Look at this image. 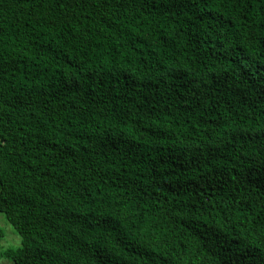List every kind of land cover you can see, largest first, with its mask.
<instances>
[{
	"label": "trees",
	"instance_id": "obj_1",
	"mask_svg": "<svg viewBox=\"0 0 264 264\" xmlns=\"http://www.w3.org/2000/svg\"><path fill=\"white\" fill-rule=\"evenodd\" d=\"M0 215L12 264H264V0H0Z\"/></svg>",
	"mask_w": 264,
	"mask_h": 264
},
{
	"label": "rangeland",
	"instance_id": "obj_2",
	"mask_svg": "<svg viewBox=\"0 0 264 264\" xmlns=\"http://www.w3.org/2000/svg\"><path fill=\"white\" fill-rule=\"evenodd\" d=\"M0 226L5 231V237L0 241V253L10 247H18L21 245V237L15 232L14 228L5 219L4 215H0ZM0 264H12L9 260L0 258Z\"/></svg>",
	"mask_w": 264,
	"mask_h": 264
}]
</instances>
